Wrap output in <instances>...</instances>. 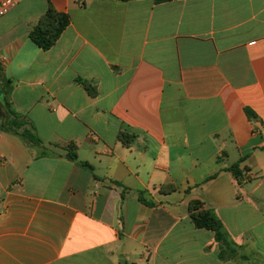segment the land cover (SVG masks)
<instances>
[{
	"label": "crops",
	"instance_id": "0c3cea01",
	"mask_svg": "<svg viewBox=\"0 0 264 264\" xmlns=\"http://www.w3.org/2000/svg\"><path fill=\"white\" fill-rule=\"evenodd\" d=\"M49 6L69 25L42 51ZM0 66L44 147L0 129V264H264V0H19Z\"/></svg>",
	"mask_w": 264,
	"mask_h": 264
},
{
	"label": "trees",
	"instance_id": "16d2710c",
	"mask_svg": "<svg viewBox=\"0 0 264 264\" xmlns=\"http://www.w3.org/2000/svg\"><path fill=\"white\" fill-rule=\"evenodd\" d=\"M129 1V0H119ZM163 0H155L159 2ZM69 25V17L65 13L57 12L53 7L49 6L44 15L37 21L32 27L28 37L29 39L42 51H48L57 42L59 37L65 28ZM0 80H1V91H0V129L5 130L14 135L22 136L27 139L40 150L44 149L42 141L34 134L33 126L28 120L20 116L13 108L9 101V95L12 90V83L10 80H6L3 76L2 69L0 66ZM78 83L82 84L87 92L95 96L96 89L92 84L85 80H77ZM119 139L123 143H129L130 137L127 134L120 133ZM66 157L71 161H76V155L74 153V146L72 144L67 145ZM79 165L92 171L91 166L85 162H79ZM232 175L239 180L240 172L238 171V165L235 164L228 169ZM214 177V176H213ZM208 178L206 181L212 179ZM138 199L142 204L147 206H154L152 202L145 200L141 192L138 193ZM190 219L192 224L197 229H205L214 233V239L217 243H220L229 252V255L236 253L235 244L229 240L222 223L213 214L210 209L203 208V203L198 200H193L189 204ZM220 257L223 259L222 254Z\"/></svg>",
	"mask_w": 264,
	"mask_h": 264
},
{
	"label": "built area",
	"instance_id": "2783aa9c",
	"mask_svg": "<svg viewBox=\"0 0 264 264\" xmlns=\"http://www.w3.org/2000/svg\"><path fill=\"white\" fill-rule=\"evenodd\" d=\"M19 0H0V19L5 16Z\"/></svg>",
	"mask_w": 264,
	"mask_h": 264
},
{
	"label": "water",
	"instance_id": "95a60500",
	"mask_svg": "<svg viewBox=\"0 0 264 264\" xmlns=\"http://www.w3.org/2000/svg\"><path fill=\"white\" fill-rule=\"evenodd\" d=\"M0 91H1V80H0ZM123 264V262H121Z\"/></svg>",
	"mask_w": 264,
	"mask_h": 264
}]
</instances>
